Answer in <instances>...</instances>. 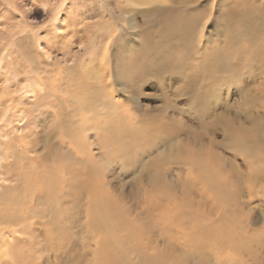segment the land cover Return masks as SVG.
Listing matches in <instances>:
<instances>
[{
  "label": "bare ground",
  "instance_id": "1",
  "mask_svg": "<svg viewBox=\"0 0 264 264\" xmlns=\"http://www.w3.org/2000/svg\"><path fill=\"white\" fill-rule=\"evenodd\" d=\"M36 1L49 16L47 22L51 38L46 33L41 43L43 54L37 52L41 57L38 56L39 59L35 62L27 54V64L12 63L13 66L9 69L11 74L27 73V78L23 82L18 81L22 84L16 92L3 95L5 108L0 109V179L9 178L16 181L12 189L5 187L0 193V225L4 224L5 232L10 235L14 232L30 235L29 231H26L28 222H37L38 218L47 217V225L54 227L59 240L68 245L73 243V239L67 231L82 221L85 226L82 235L84 244L81 243L84 245L83 253L69 256L70 264H158L156 259L146 257L149 255L147 252L151 251L152 255L162 260L157 255H169L168 249L172 250L176 242L183 246L180 255H184V259L204 261L205 255L214 248V251L219 252L227 243L233 242V230H227L228 225H224L233 222L238 214L234 201L236 191L228 189V181L235 177V173L223 176L220 165L216 164L215 154L210 153L195 158L192 153L186 151V157L180 159L189 170L194 169L195 174H192V171L183 181V201L177 209L174 208L176 210L169 215H162L157 220L122 221L123 217L126 220L129 217L119 206L118 198L106 193V184L102 178L104 167L98 166L88 158L85 134L88 131L95 132L97 148L106 162L126 161L125 148L128 145L134 148L131 157L133 161L143 150L145 145L142 143L146 139H162L164 126L145 124L133 132H126L116 116L119 109L110 107L113 95L110 97L103 91L109 82L103 80V69L99 71L93 64L94 55L90 56L91 60L86 63L83 58L78 61L73 58L74 45H85L86 48L81 51L83 55L103 40L95 41L91 34L78 27L83 19L81 13L78 16L81 17L80 21L76 22V16L65 17L63 25L59 23L57 30L53 27L55 18L66 0ZM229 1L233 5L242 6V9L236 23H229L225 29L222 28L226 34L224 46H214L205 51L198 58L199 65L191 68L190 81H196L200 74L208 72L210 68L217 73L216 78L212 80L202 78L194 104L201 117L208 112L210 102L214 99V91L222 83L221 75H235L237 71L252 75L249 78L260 77L258 82H255L256 93L245 94L244 99L256 109L264 108V8L257 6L256 1L254 3L252 0ZM99 2L105 3L104 0ZM257 15L260 17H255ZM190 27L188 20H163L158 23V35L151 36L144 32V48L140 46L141 49L137 50L122 47L114 53V62L123 74L130 64L139 63L144 57L147 64H138L135 77L132 76L128 82L136 84L139 77L150 76L161 80V74L177 56L163 55L164 49L169 45L174 46L176 52H180L178 57L186 58V54L182 52L186 50ZM14 28L8 30L3 39L23 48L24 38H15L21 30ZM71 60L73 64H68ZM37 71L45 73L41 76L28 74ZM117 75L121 76L119 72ZM14 93L17 100L12 103ZM59 122H66V125L61 123L60 126ZM222 123L226 138L235 147L234 152L246 163L247 174L243 177L249 183L258 180L259 175H264V122L252 123L250 129L235 128L226 120ZM152 131L155 133L151 134ZM183 153L185 154V151ZM173 158L179 159L178 156ZM169 160V157L164 155L157 163L151 165L150 192L156 205L169 198V186L160 181ZM197 188L202 194H208L210 202L215 206L229 208L232 221L228 216H222L219 222L216 221L217 223H213L216 225H213L208 221L210 215L188 210L192 204L187 197ZM10 190H19L18 193L22 196L21 204H16L18 199L11 197ZM172 226L182 228L181 234H172L169 231ZM155 231L167 242L168 253L160 252L151 246V237ZM182 234L181 240L179 236ZM3 245L7 246V241L3 242ZM188 255H191V258ZM12 257V264H24L20 255ZM180 263L181 260L176 259L167 262Z\"/></svg>",
  "mask_w": 264,
  "mask_h": 264
},
{
  "label": "rangeland",
  "instance_id": "2",
  "mask_svg": "<svg viewBox=\"0 0 264 264\" xmlns=\"http://www.w3.org/2000/svg\"><path fill=\"white\" fill-rule=\"evenodd\" d=\"M99 1L66 0L55 18L53 27L56 29L59 23L63 25L65 17L74 18L76 16V22L80 21L82 17V23L78 24V27L86 31L87 34H91L90 36H93L95 41L103 40L93 46L90 52L83 55L81 51L85 45H74L73 58H76L77 61L83 58L82 60L86 63L89 59L91 60L90 56L94 55L93 64L99 71L103 69V80L109 82L104 86L103 91L110 97L113 95L110 107L119 109L116 116L119 117L122 128L126 132H133L145 124L155 123L164 126L162 139L160 141H155L153 138L146 139L142 143L145 145L143 150L133 161L131 157L134 148L128 145L125 148L126 161L106 162L101 158L100 150L97 148L94 139L95 132L88 131L87 135L85 134L88 158L98 166L103 165L104 167L102 178L106 184V193L108 196L118 198L119 206L126 211L129 217L127 220L123 217L122 221L157 220L162 215L165 216L166 213H168L166 215L172 213L182 204L181 186L183 181L189 177V173L194 172V169L189 170L184 163L182 164L180 159L186 157V151L192 153L195 158H201L204 153L215 154L216 164L220 165L223 176L235 173V177L228 181V189L236 191L234 201L238 210L237 217H240V220L236 217L239 221L235 218L233 220L235 225L233 222H231L233 224L224 225L225 227L228 225V229L225 227L224 229L233 230V242L227 243V246L220 248L219 252L214 251V248L213 251L205 255L204 261L184 259V255H180L183 250L181 243L177 244L178 242H176L172 246V250L168 249V253L167 242H164V238L155 231L151 237V241L153 240L151 246L160 252H167L169 255H157L162 258L161 260L149 251L147 252L149 255L146 257L156 259L158 264H167L174 259L181 260L180 264H264V175H259L258 180L251 183L245 180L246 163L241 156L234 152L235 147L226 138L222 123L226 120L235 128L250 129L252 123L264 122V108L256 109L244 99L245 94L256 93L255 85L260 77L258 79L249 78L252 75L244 71H237L236 76L233 74L231 76L229 73L222 74V83L215 89L214 99L210 102L208 112L202 117L194 105L202 78L212 80L216 78L217 73L210 68L208 72L200 74L201 79L189 80L191 68L199 65L200 55L214 46H224L226 34L223 29L229 23L238 21L242 6L233 5L229 0H104L103 4H100ZM252 1H256L254 3L257 6L260 5L264 8V0ZM45 11L36 0H0L1 110L5 108L3 95L16 92L22 84L18 81L23 82L27 78V73L11 74L9 69L12 68V63L27 64L29 58L26 57L27 54L35 62L41 57L37 52L43 54L44 48L41 43L46 33L51 38L47 22L49 16ZM79 13H81V17H78ZM255 17L259 18L260 16ZM163 20L168 22L190 21L191 27L187 36L186 50L184 49L185 51L182 52L186 54L187 59L178 57L180 52L177 53V49L169 45L162 54L168 56L176 54L177 58L175 57L167 66L168 69L166 68V71L161 74V80L156 76L158 81L153 76L139 77L136 84H130L128 81L132 76L135 77L137 65L145 66L146 59L143 57L139 63L130 64L131 68L128 66L129 69L122 74L114 62V53L122 47L137 48V50L141 49L140 46L144 45L145 47V43L142 41L143 34L158 35V23ZM12 27L21 30V33L15 38H24L23 48L3 39L6 32ZM68 64H73L72 60L68 61ZM118 72L121 76L117 75ZM44 73L45 71H37L28 74L41 76ZM236 77L239 78L236 79ZM229 79L234 80H230L233 83H230ZM15 95L14 93L15 100H11L12 103L17 100ZM6 99L8 98L6 97ZM7 103L11 102L7 101ZM63 122L61 123L66 125V122ZM154 133L155 131L151 132V134ZM164 155L170 160L160 181L169 186V198L156 205L150 192L151 165L157 163ZM174 156H178L179 159L173 158ZM1 162L4 164L3 160ZM15 184L14 179H0V193L3 188L12 189ZM10 192L12 198L17 197L15 200L18 199L16 204H21L22 196L18 193L19 190H10ZM207 195L206 193L202 194L198 188L194 189L187 197L189 203L194 207L191 205L188 210L210 215L208 221L212 224L219 222L222 216H228L232 221L229 208L223 207L225 209H222L220 206H215ZM18 207L20 206L18 205ZM38 221L26 224V231H29L30 235L17 232L10 235L5 232L4 224L0 225V264H12L14 262L12 255H20L24 264H70L69 256L82 252V246H84L81 244L84 241L82 235L85 230L82 221L80 222L82 225L76 223L67 231L73 239V243L68 245L59 240L54 227L47 225V217L38 218ZM173 228L174 226L169 229L172 234L177 236L181 234L180 229L182 228ZM182 236L183 234L179 236L181 240ZM5 241H7V246L3 245ZM188 256L191 258V255ZM163 258L165 259L163 260Z\"/></svg>",
  "mask_w": 264,
  "mask_h": 264
}]
</instances>
